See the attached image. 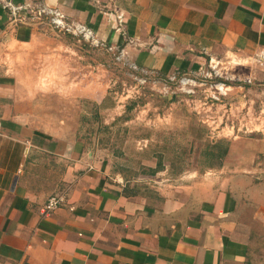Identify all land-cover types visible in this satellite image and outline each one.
I'll return each mask as SVG.
<instances>
[{
	"label": "crops",
	"instance_id": "obj_1",
	"mask_svg": "<svg viewBox=\"0 0 264 264\" xmlns=\"http://www.w3.org/2000/svg\"><path fill=\"white\" fill-rule=\"evenodd\" d=\"M12 1L58 7L92 35L12 22L0 0V264H264L261 163L199 175L158 160L137 123L175 112L128 113L109 68L113 55L167 80L225 65L264 86V0ZM230 81L227 99L246 100L252 85ZM54 194L65 201L45 213Z\"/></svg>",
	"mask_w": 264,
	"mask_h": 264
},
{
	"label": "rangeland",
	"instance_id": "obj_2",
	"mask_svg": "<svg viewBox=\"0 0 264 264\" xmlns=\"http://www.w3.org/2000/svg\"><path fill=\"white\" fill-rule=\"evenodd\" d=\"M77 37L83 42L85 41L81 36ZM81 40L79 41L80 45L84 44ZM90 48L91 46H83V50ZM109 68L112 80L111 94L115 100H119L120 105L132 101L133 108L129 109L128 113L142 112V114H146L148 111V113L163 117L169 112H175L176 120L172 124L165 120L163 122L157 121V124H147L143 119H139L140 123H137L140 128L138 135L143 136L152 133L154 145L158 150L163 151L162 153L159 151L160 153L157 154L158 160L164 157L166 160L173 158L177 168L184 167L182 172L188 169L191 173L198 172L199 175L210 171L215 166H220L226 160L232 163L241 162L243 167L248 163L259 162L261 168L264 167V94H261L264 86L259 84L258 80H252L251 83H248V78L239 79L241 78L239 75H234V79H231L230 75H223L227 70L223 65L221 73L226 81L232 80L235 81L233 83L241 85L248 83L252 85V88H247L250 89L248 103L245 106L244 103H239L238 108L231 116L236 124L234 133L228 130L218 133V121L217 123L204 121L206 118L204 110L200 106H196L191 99L187 100V95L183 91H177L175 84H172V91L167 93V91H163L159 82L154 84L153 77L151 78L149 75L134 69L124 59L118 60L113 55L109 59ZM144 80L145 82H143ZM169 94L174 97L172 102L168 98ZM127 96L128 98L125 99ZM124 108L121 110H125ZM124 126L117 123L115 129L120 127L124 130ZM226 132L230 133L227 134ZM215 144L228 148L227 154L222 160L207 154V150ZM143 170L142 168L139 170L115 168L113 172L122 173L124 176L126 173L135 176ZM257 170L261 173L256 172L255 176L258 175L259 178H262L264 169L263 171ZM174 173L177 174V170ZM180 174L181 172L175 177ZM167 176L172 175L165 172V177Z\"/></svg>",
	"mask_w": 264,
	"mask_h": 264
},
{
	"label": "built area",
	"instance_id": "obj_3",
	"mask_svg": "<svg viewBox=\"0 0 264 264\" xmlns=\"http://www.w3.org/2000/svg\"><path fill=\"white\" fill-rule=\"evenodd\" d=\"M5 6L9 9L12 22L41 23L47 21L52 27L62 31L82 33L84 36L92 35V31L86 26L68 22L65 14L58 7H49L42 2L32 3L25 1L23 3H15L12 0H5ZM152 77L154 84L159 82L163 91H167V93L172 91V84H175L177 91H183L187 95V100L191 99L196 106L198 105L204 110L206 113L204 121H212L214 123L218 121V133L225 130L234 133L236 124L231 116L238 108L237 105L239 103H244V106L248 103V98L241 100L242 102L227 99L230 86L226 79H222L223 75L220 69L212 64L204 69L199 76L186 74L179 77L171 76L167 80ZM247 81L251 83L252 80L247 79ZM246 131H248V128H246ZM230 132L226 133L229 134ZM64 201L63 195L54 194L45 202L43 211L45 213L51 212L62 205Z\"/></svg>",
	"mask_w": 264,
	"mask_h": 264
},
{
	"label": "trees",
	"instance_id": "obj_4",
	"mask_svg": "<svg viewBox=\"0 0 264 264\" xmlns=\"http://www.w3.org/2000/svg\"><path fill=\"white\" fill-rule=\"evenodd\" d=\"M227 149V147L215 144V146H212L207 150V154L217 158L218 160H222V158L227 154Z\"/></svg>",
	"mask_w": 264,
	"mask_h": 264
}]
</instances>
